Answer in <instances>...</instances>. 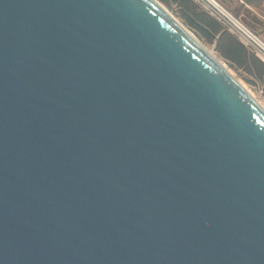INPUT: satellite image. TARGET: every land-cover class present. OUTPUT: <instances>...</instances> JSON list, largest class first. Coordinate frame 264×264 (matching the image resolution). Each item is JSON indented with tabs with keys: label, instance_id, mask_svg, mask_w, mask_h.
I'll use <instances>...</instances> for the list:
<instances>
[{
	"label": "water",
	"instance_id": "1",
	"mask_svg": "<svg viewBox=\"0 0 264 264\" xmlns=\"http://www.w3.org/2000/svg\"><path fill=\"white\" fill-rule=\"evenodd\" d=\"M0 264H264V106L157 0H0Z\"/></svg>",
	"mask_w": 264,
	"mask_h": 264
},
{
	"label": "rangeland",
	"instance_id": "2",
	"mask_svg": "<svg viewBox=\"0 0 264 264\" xmlns=\"http://www.w3.org/2000/svg\"><path fill=\"white\" fill-rule=\"evenodd\" d=\"M223 63L264 106V83L222 55L223 41L209 26L200 5L192 0H157ZM264 43V0H215ZM212 18V17H211ZM220 25V24H219ZM221 29L223 27L220 25ZM230 35V34H229ZM234 37L233 35H231Z\"/></svg>",
	"mask_w": 264,
	"mask_h": 264
},
{
	"label": "built area",
	"instance_id": "3",
	"mask_svg": "<svg viewBox=\"0 0 264 264\" xmlns=\"http://www.w3.org/2000/svg\"><path fill=\"white\" fill-rule=\"evenodd\" d=\"M264 64V43L215 0H192Z\"/></svg>",
	"mask_w": 264,
	"mask_h": 264
},
{
	"label": "trees",
	"instance_id": "4",
	"mask_svg": "<svg viewBox=\"0 0 264 264\" xmlns=\"http://www.w3.org/2000/svg\"><path fill=\"white\" fill-rule=\"evenodd\" d=\"M206 18H208L209 26L213 31L219 34V40L224 43L221 51L222 55L247 72L254 74L256 78L264 83V64L256 59L252 53H249L231 34L229 35L227 31L221 29L215 19Z\"/></svg>",
	"mask_w": 264,
	"mask_h": 264
},
{
	"label": "bare ground",
	"instance_id": "5",
	"mask_svg": "<svg viewBox=\"0 0 264 264\" xmlns=\"http://www.w3.org/2000/svg\"><path fill=\"white\" fill-rule=\"evenodd\" d=\"M162 5V4H161ZM164 7V6H163ZM165 8V7H164ZM166 9V8H165ZM167 12L178 22L180 23L185 29H187L181 22H179L168 10ZM188 30V29H187ZM189 31V30H188ZM190 32V31H189ZM192 38L200 45L202 46L205 50H207L208 52H210L205 46H203V44L195 37V35L193 33H191ZM211 53V52H210ZM212 54V53H211ZM213 55V54H212ZM214 56V55H213ZM215 57V56H214ZM216 58V57H215ZM217 59V58H216ZM218 60V59H217ZM223 64V63H222ZM224 65V64H223ZM246 88V87H245ZM247 89V88H246ZM248 90V89H247ZM249 91V90H248ZM250 92V91H249ZM251 93V92H250ZM252 94V93H251ZM253 95V94H252Z\"/></svg>",
	"mask_w": 264,
	"mask_h": 264
},
{
	"label": "crops",
	"instance_id": "6",
	"mask_svg": "<svg viewBox=\"0 0 264 264\" xmlns=\"http://www.w3.org/2000/svg\"><path fill=\"white\" fill-rule=\"evenodd\" d=\"M234 39H236L235 37H233ZM237 40V39H236ZM247 49V48H246ZM247 51L249 52V53H251L250 52V50L249 49H247ZM254 56V55H253ZM255 57V56H254ZM256 58V57H255ZM257 59V58H256ZM259 60V59H258ZM260 61V60H259ZM261 62V61H260ZM262 63V62H261Z\"/></svg>",
	"mask_w": 264,
	"mask_h": 264
}]
</instances>
